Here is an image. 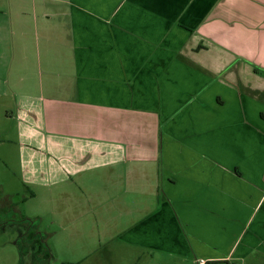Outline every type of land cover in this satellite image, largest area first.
Here are the masks:
<instances>
[{"label": "crops", "instance_id": "1", "mask_svg": "<svg viewBox=\"0 0 264 264\" xmlns=\"http://www.w3.org/2000/svg\"><path fill=\"white\" fill-rule=\"evenodd\" d=\"M6 223L22 264H264V0H0Z\"/></svg>", "mask_w": 264, "mask_h": 264}, {"label": "rangeland", "instance_id": "2", "mask_svg": "<svg viewBox=\"0 0 264 264\" xmlns=\"http://www.w3.org/2000/svg\"><path fill=\"white\" fill-rule=\"evenodd\" d=\"M25 196L26 194L24 192L16 195L14 198L18 206L17 209L20 211L23 209L25 203L23 202V198ZM15 216L19 217V214L17 213ZM12 226L9 223L0 226V264H22V257L18 248L21 235L18 229ZM51 264L57 263L54 260ZM88 264H94V261L91 260Z\"/></svg>", "mask_w": 264, "mask_h": 264}, {"label": "trees", "instance_id": "3", "mask_svg": "<svg viewBox=\"0 0 264 264\" xmlns=\"http://www.w3.org/2000/svg\"><path fill=\"white\" fill-rule=\"evenodd\" d=\"M26 199H27V197L25 196L23 198V202H26ZM32 252H35V253L33 254ZM32 252H31V255H29V258H32L33 260L37 259V257H39V254H41V251H37V255H36V251H32ZM26 255L27 254H25V252L23 253V251H22V256L24 257V260H25Z\"/></svg>", "mask_w": 264, "mask_h": 264}, {"label": "built area", "instance_id": "4", "mask_svg": "<svg viewBox=\"0 0 264 264\" xmlns=\"http://www.w3.org/2000/svg\"><path fill=\"white\" fill-rule=\"evenodd\" d=\"M196 264H207V261L204 260V259H198V260L196 261Z\"/></svg>", "mask_w": 264, "mask_h": 264}]
</instances>
